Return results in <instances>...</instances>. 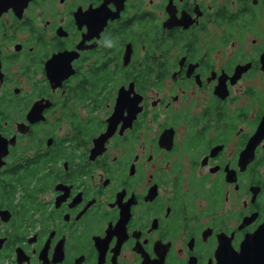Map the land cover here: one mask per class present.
Wrapping results in <instances>:
<instances>
[{
    "label": "flooded vegetation",
    "instance_id": "flooded-vegetation-1",
    "mask_svg": "<svg viewBox=\"0 0 264 264\" xmlns=\"http://www.w3.org/2000/svg\"><path fill=\"white\" fill-rule=\"evenodd\" d=\"M9 1L0 264H264V0Z\"/></svg>",
    "mask_w": 264,
    "mask_h": 264
},
{
    "label": "water",
    "instance_id": "water-1",
    "mask_svg": "<svg viewBox=\"0 0 264 264\" xmlns=\"http://www.w3.org/2000/svg\"><path fill=\"white\" fill-rule=\"evenodd\" d=\"M10 6H12V4L9 0H2L0 2V11L8 9ZM247 259L250 262H252L253 261V255L249 253ZM256 260H258V259H255L254 261H256Z\"/></svg>",
    "mask_w": 264,
    "mask_h": 264
},
{
    "label": "rangeland",
    "instance_id": "rangeland-1",
    "mask_svg": "<svg viewBox=\"0 0 264 264\" xmlns=\"http://www.w3.org/2000/svg\"><path fill=\"white\" fill-rule=\"evenodd\" d=\"M251 89V88H250ZM225 204V203H224ZM222 205V208L220 209V214H223L227 209H228V207L226 206V205ZM238 206H235L234 207V211H237L238 210Z\"/></svg>",
    "mask_w": 264,
    "mask_h": 264
}]
</instances>
